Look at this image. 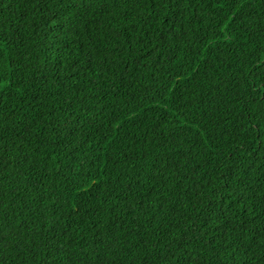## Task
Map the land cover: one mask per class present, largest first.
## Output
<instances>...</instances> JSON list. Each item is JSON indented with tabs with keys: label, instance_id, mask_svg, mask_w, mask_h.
<instances>
[{
	"label": "trees",
	"instance_id": "16d2710c",
	"mask_svg": "<svg viewBox=\"0 0 264 264\" xmlns=\"http://www.w3.org/2000/svg\"><path fill=\"white\" fill-rule=\"evenodd\" d=\"M0 264H264V0H0Z\"/></svg>",
	"mask_w": 264,
	"mask_h": 264
},
{
	"label": "bare ground",
	"instance_id": "6f19581e",
	"mask_svg": "<svg viewBox=\"0 0 264 264\" xmlns=\"http://www.w3.org/2000/svg\"><path fill=\"white\" fill-rule=\"evenodd\" d=\"M44 91V90H43ZM37 92V91H36ZM45 92V91H44ZM42 93V92H41ZM48 96V95H47ZM27 98H29L30 99V97H27ZM47 100V99H46ZM44 101V100H43ZM39 105V104H38ZM46 128V127H45ZM50 131V130H49ZM41 133V132H40Z\"/></svg>",
	"mask_w": 264,
	"mask_h": 264
}]
</instances>
